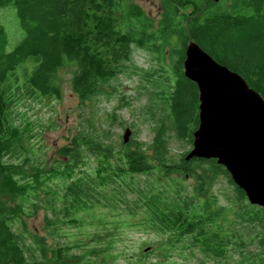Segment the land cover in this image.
<instances>
[{
    "label": "trees",
    "instance_id": "1",
    "mask_svg": "<svg viewBox=\"0 0 264 264\" xmlns=\"http://www.w3.org/2000/svg\"><path fill=\"white\" fill-rule=\"evenodd\" d=\"M158 1L154 19L130 0H0L21 31L9 47L0 21V264L84 263V253L53 241L82 229L84 214L99 207L138 216L136 225L160 238V253L146 246L130 264H175L170 259L187 250L202 256L199 264H259L255 258L264 257L250 249H264V207L250 204L214 158L184 159L198 100L182 67L192 40L264 99V0ZM137 49L149 54L148 67L133 63ZM68 66L81 104L118 93L117 76L135 74L134 98L144 101L133 112L150 139L124 143L87 118L51 164L29 155L23 140L34 136L26 134L32 122L21 127L17 108L60 99L57 74ZM172 141L190 147L174 157ZM221 175L233 192L225 204L208 194ZM39 212L41 234L24 221Z\"/></svg>",
    "mask_w": 264,
    "mask_h": 264
},
{
    "label": "rangeland",
    "instance_id": "2",
    "mask_svg": "<svg viewBox=\"0 0 264 264\" xmlns=\"http://www.w3.org/2000/svg\"><path fill=\"white\" fill-rule=\"evenodd\" d=\"M137 4L145 13L156 19L160 12L158 0H130ZM0 21L8 31L9 47L21 37L15 11L12 8L0 9ZM132 61L137 66H149V54L143 50H135ZM73 67H63L58 71L57 78L61 87V98L58 100L42 99L40 102H31L18 106L19 117L17 123L25 126L32 122V129L26 134L23 145L29 155H39L44 161V166L51 164L57 158V149L67 142V138L76 132L87 118H91L95 124L108 128L114 133L117 140H121V135L126 127L131 129L129 138L139 141H147L151 137V132L146 123L137 121L133 108L144 101V98L136 100V86L139 78L135 74L122 73L117 76L113 84L118 87V93L110 96H103L93 101L86 100L82 104L78 100L70 85V78ZM121 95L125 98L121 99ZM128 102V104H127ZM114 111L115 119L111 121L107 113ZM132 123H136L134 127ZM28 128V127H26ZM135 130L137 132L135 133ZM192 130L190 129L189 132ZM171 153L177 157L190 146L182 142H171ZM32 153V154H31ZM190 187V180L185 181ZM207 193V189H206ZM208 194H215L219 203H226L232 197V186L227 178L221 175L215 184L208 188ZM118 211L103 209L101 207L93 211L86 212L85 223L80 230L77 228L66 229V235H59L55 241L66 242L72 254H83L81 264H130L139 258L140 252L146 246L156 248L154 251L160 253L158 243L160 238L149 232L143 231L136 225L138 216L124 217ZM26 226L35 230L39 234L43 233V213L24 220ZM87 221V222H86ZM82 231V234L79 233ZM116 240V243L113 241ZM51 242V239H49ZM64 245V244H63ZM82 245L83 248H80ZM250 249H259L256 246ZM159 255V254H158ZM160 257V255H159ZM202 256L192 250H187L185 255L175 254L170 261L175 264H199ZM79 264V263H78Z\"/></svg>",
    "mask_w": 264,
    "mask_h": 264
},
{
    "label": "water",
    "instance_id": "3",
    "mask_svg": "<svg viewBox=\"0 0 264 264\" xmlns=\"http://www.w3.org/2000/svg\"><path fill=\"white\" fill-rule=\"evenodd\" d=\"M184 76L197 89V125L184 156L214 158L250 204L264 207V99L244 78L189 40ZM131 129L121 135L126 143Z\"/></svg>",
    "mask_w": 264,
    "mask_h": 264
},
{
    "label": "flooded vegetation",
    "instance_id": "4",
    "mask_svg": "<svg viewBox=\"0 0 264 264\" xmlns=\"http://www.w3.org/2000/svg\"><path fill=\"white\" fill-rule=\"evenodd\" d=\"M257 251H259V252H263L264 251V249H256V250H254V252H257ZM263 257V255L262 256H260V257H256L255 259H257L258 261H259V264H264V257Z\"/></svg>",
    "mask_w": 264,
    "mask_h": 264
}]
</instances>
